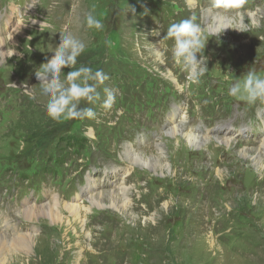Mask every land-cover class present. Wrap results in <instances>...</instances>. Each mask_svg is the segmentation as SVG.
Wrapping results in <instances>:
<instances>
[{"label": "rangeland", "instance_id": "374dc122", "mask_svg": "<svg viewBox=\"0 0 264 264\" xmlns=\"http://www.w3.org/2000/svg\"><path fill=\"white\" fill-rule=\"evenodd\" d=\"M229 4L233 13L220 14L208 0H0V237L9 242L0 243V264H264V104L227 95L234 78L264 69V0ZM89 11L103 30L86 28ZM218 16L231 25L215 28ZM190 17L207 41L199 84L174 63L165 38L171 23ZM65 27L86 44L76 66L109 77L100 102L81 104L95 119L46 114L35 71ZM105 87L117 97L110 110L101 107ZM68 137L85 142L55 163ZM128 147L156 167L128 163ZM44 168L53 174L37 176ZM106 192L126 208L88 203ZM53 199L89 211L78 220L63 212L59 224L20 218L26 204ZM24 235L31 250L12 246Z\"/></svg>", "mask_w": 264, "mask_h": 264}, {"label": "clouds", "instance_id": "9594fccd", "mask_svg": "<svg viewBox=\"0 0 264 264\" xmlns=\"http://www.w3.org/2000/svg\"><path fill=\"white\" fill-rule=\"evenodd\" d=\"M215 6L221 9L230 6L229 0H215ZM211 10L219 12L218 9L211 8ZM194 20L195 17H190L171 23L167 28L165 38L174 41V63L186 73L187 80L199 84L201 78L208 72L207 57L204 55L207 41L202 38L203 29ZM84 25L87 29L98 31L105 28L103 21L93 11L85 15ZM241 27L244 26L241 25ZM59 34L60 41L53 48V55L35 71L40 92L47 97L46 114L50 119L58 122L95 119L94 109L81 106V104L84 102L88 105H95L100 102L101 94L98 88L104 85L109 77L102 69H93L87 65L77 67V59L85 51L86 44L69 32L67 27ZM153 49L158 59L164 56L160 48ZM65 68L71 70L64 74L62 70ZM234 81L227 90L229 97L248 104L257 102L264 104V69L257 71L251 68L240 78H234ZM31 89L32 87H26L24 91L29 94L30 98H35ZM104 92L105 97L101 107L110 110L116 103L117 97L106 87Z\"/></svg>", "mask_w": 264, "mask_h": 264}, {"label": "bare ground", "instance_id": "6f19581e", "mask_svg": "<svg viewBox=\"0 0 264 264\" xmlns=\"http://www.w3.org/2000/svg\"><path fill=\"white\" fill-rule=\"evenodd\" d=\"M189 3L192 4L191 2H189ZM250 16H252V15H250ZM21 20L18 21V23H17L18 26L24 21V19L22 21ZM213 25L217 29H222V28L226 29L231 24L228 21V19H225L223 16H218V18H215L213 20ZM18 33L19 32L15 31L14 34H11L9 39H8V42L9 41L12 42L15 38H17ZM4 55H5L4 39L0 38V57L1 56L4 57ZM168 131H169V134L171 135L170 137H172V136L176 135L175 133H178V128L177 127H172ZM184 138L186 139L187 143H189L190 145H192L193 143H196L198 145V140H199L198 136L186 133ZM128 148L126 150V159H127L128 163H130L131 165L137 164L140 167H146V168L149 167V165H150L151 168H155L156 167V164L147 163V161L145 159H141L138 155L133 154L132 150H130V148L129 149ZM128 173H130V172H128ZM90 184H88V187H90V189H91L92 186ZM89 191H91V190H89ZM120 191H121V194L124 195L122 193V192H124L123 189H120ZM110 193L111 192H106L105 194L101 193V194H96V195L90 194L89 197L87 198V201L93 207L99 208V209H101V207L103 206L102 203L104 201L105 202L107 201L108 204H109L108 206L110 207V209L112 208V209H116V210H118V209H123L124 210L126 208V206L123 203L118 201V199H117V197L115 195L117 193H115V194L114 193L110 194ZM119 194H120V192H119ZM80 196H81V194L77 198H75V200H78L80 198ZM78 202L76 203V201L75 202L72 201V202H70L68 204H65V203H61V202H58V201L53 199V200L48 201L45 204H40V205H37V206L26 204L23 207V209L19 212V216L25 222L36 221L38 218H46V219L49 220L50 223L59 224L62 221L61 214L63 212H66L67 214H70L75 220H78V217L81 216V214H86L89 211V208L84 207L80 203L78 204ZM31 237L32 236H29V235L17 236V237H15L12 240L11 243L14 244L12 246L17 248V249H19V250H21V251H24L26 249L31 250L30 248L32 247V239H33ZM5 240L6 239L0 237V243H1L2 246H5V245L9 244V242L7 244V241L5 242ZM4 248H6V247H4ZM4 248L2 249V251L4 250Z\"/></svg>", "mask_w": 264, "mask_h": 264}, {"label": "trees", "instance_id": "16d2710c", "mask_svg": "<svg viewBox=\"0 0 264 264\" xmlns=\"http://www.w3.org/2000/svg\"><path fill=\"white\" fill-rule=\"evenodd\" d=\"M106 62H111L110 60H106ZM104 63V65H105ZM103 65V67H104ZM105 66H108V65H105ZM80 142L84 144L85 141H82V140H78V139H73L72 137H68V139H66L64 141V147L61 148V152H62V156L60 155V157H57L55 158V163H61L67 156H69L70 154H74V153H78L80 148L82 147L83 144H80ZM68 151H67V150ZM69 149L71 151H69ZM45 170L41 171V172H38L37 175H52L53 172H54V169H46L44 168Z\"/></svg>", "mask_w": 264, "mask_h": 264}]
</instances>
